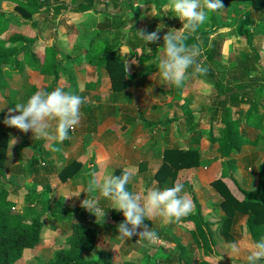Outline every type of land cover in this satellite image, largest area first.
<instances>
[{
    "label": "crops",
    "instance_id": "1",
    "mask_svg": "<svg viewBox=\"0 0 264 264\" xmlns=\"http://www.w3.org/2000/svg\"><path fill=\"white\" fill-rule=\"evenodd\" d=\"M33 2L36 3L37 6L40 4L43 8L34 15L46 11L51 13V16L54 17L58 14L61 19L57 22V25L60 27L68 24V22H65L63 19L65 15L68 14H72L73 17H76L77 15L86 17L89 14L97 15L104 13L106 14V17L102 20H107V22H72V25L66 27L65 32L64 30H61V28H57L58 30H55L54 35H51L50 37L47 34H50L53 29L51 28L50 31V28L48 27L52 26V24L55 25V22L52 21L53 17H50L48 22H46L47 25L44 26V22L32 19V21L26 20L24 16L20 15L16 9H14V3L9 1H2L0 3V11L4 12L6 15V19L4 20L6 26L5 32L9 36L20 35L37 38L33 44L35 49L55 45L61 52L58 59L61 58L62 54L71 57L73 60L75 58L81 59L80 66L74 61H71L73 67L72 70L69 71L75 80V91L73 93L84 97L85 105L82 104L81 106L79 124L74 127L73 133H68V139L63 142H58L54 137L53 129L55 127V122H50L49 131L53 134L42 139H34L31 130L23 132L25 135L20 138L19 130L17 128L14 130L12 128L14 126H8L3 123V120L7 115L18 114L16 112L8 113L9 108L14 107V104L22 103L24 95L29 97L36 90H44L47 86V82L38 71L30 69L29 67L25 66L22 70L14 69L11 64L2 67L3 78L6 80L8 88L3 94L0 93V100L2 101L1 105L3 106L0 108V123H2L4 131L9 134L7 153L9 155V152H11L10 147L17 145V148L14 149V158L18 160V163L26 162V164H28L27 166L22 165L23 168L25 167L26 169H29L32 167L27 171V174L31 176L32 182L36 180L35 184L37 187L40 188L42 179H49V177L54 176L55 173L53 172L55 169L53 168L50 171L45 172L43 175L40 174L39 176L41 178H38L36 176L39 171L38 165L34 166L37 160L33 161L32 156H38V159H44L45 157L53 158L56 162L58 160L56 155H58L59 151L61 156L66 157L65 163H79L80 168L77 171V174L81 176L83 180L81 177L78 180L74 176L72 179H68L66 183L67 187L72 185L74 188L73 192H76L79 191L80 188L87 186L85 180L87 181L91 178L89 170H92V175H95L96 178L102 182L106 176L112 175L116 169L123 170L119 167L120 161L122 159L125 160V157H130L135 160V167H139V171H141V169L144 171L146 170V166L144 165L141 167L140 164L144 161L147 162L149 166H152L154 164L152 162L154 157L153 153L156 149H159L161 145H165V147H161L162 149L159 151L162 158V152L166 147L180 148L182 146L186 147L189 144L194 149H200L201 160L199 161L200 163L198 167L179 174L177 180L178 183L187 185V190L190 189V187L193 188L199 199V192L201 190H208L206 185H210L211 187V181L216 172V167L217 165H220V163L216 164V162H213L211 166L214 168V172L212 175L208 173V177L210 175V181L203 186H198L193 172L198 169L204 170L207 161L210 159H216L218 161L221 159L220 161H224L225 163L227 160L228 164L226 163L225 168L239 185H241V187L247 192H254L257 190L261 175V167L264 166V61H262V58L259 56L260 51L254 52L251 55L249 50H245L239 65H237V58L233 56L232 60H229L228 56V64L226 68V73L229 78L228 80H230L228 88L225 87L224 79L220 78V75H222L220 71H210L214 74V77L212 75L209 76L211 84L213 88L215 86L217 87V92L220 96L219 98H216L217 102H214L209 108L198 107L194 98L193 101L191 99H183L184 92L188 93L189 81H184L179 87L173 86L177 89L172 99L169 100V98L166 97L163 99L152 97L151 100H157L154 101V103L148 104L143 101L149 100V95L141 99L139 93H136L135 89H131V87L113 93L110 89L109 82L107 79H104V74H102L101 77H98V73H101V70H103L104 67L89 64L84 60L87 54L90 53L89 46L93 39H99L106 45L110 44L111 46H115L112 54L116 57L128 60L130 59L129 56L127 54L123 55L122 49L126 42H133L136 35L141 38L138 32L147 34L157 31L159 28L160 31H158L157 34L158 40H160V38H162L161 36L167 32L175 31L177 25L176 22H168L170 21L168 19H166V22H158L163 18L164 14L165 16H169V13L171 12L167 8L168 0H149V8L146 11L148 13L149 25L144 22L149 28H145L143 22H136L138 15L137 12H139L138 9L140 12H144L145 9L137 3L136 0H132L133 7L136 5L138 6V9L135 7V10L137 11L136 19L134 21L136 24L135 33L134 31L132 32L129 30V23L126 20L124 25L115 19L116 22L108 21L110 17H114L113 13L119 12L121 9L119 5L120 3H117L116 1L111 4L108 3L109 7L103 3V0H56L58 3H56L57 5L48 4L47 2H43V0H33ZM121 6L126 8L125 3H121ZM104 7L105 9H103ZM128 13L129 12H127L125 16H127ZM125 16L123 18L127 19ZM101 17L99 16L98 20H100ZM207 20H209L208 28L202 29L199 26L194 32H184L186 33L184 34L186 36L183 35L184 42L189 43L188 48H190V51L193 49L201 50L207 48L208 50L204 51L203 54L198 55L202 59H208L207 62H211L213 66H216V69L220 70L225 63L227 55L224 51L218 50V47L227 48L226 44L232 43L230 42V34H225L220 38L217 37L219 35H216L218 29H216L217 26L214 22L211 21L210 13H208ZM82 21H84V19ZM250 21L254 20L251 18ZM15 22L18 23L17 26L14 25ZM254 24L255 22H245L246 27H248V39L251 40V44L254 41L255 33L252 34L253 28L251 29ZM95 26H97L98 29L95 30ZM88 27L91 28L92 32L84 39V41H81L80 34L86 33V31L80 33L79 30L82 28L87 30ZM181 27L182 24L180 28ZM164 29L168 31H165ZM196 32L201 34L199 38L198 36L195 37ZM191 44L193 45L190 47ZM21 45L23 44H15L18 48H21ZM149 49L150 48H147V54L152 53L153 55V50L150 52ZM158 54L159 50L155 52L154 57H147L148 60L145 62L151 66L153 60L160 56V54L159 56ZM17 57L21 60L22 53H19ZM133 71L135 73L134 69ZM133 75H141L144 77L145 72L141 71V74L138 73L137 75ZM86 76L89 77V80L84 82ZM204 76L203 80L208 84L209 81L207 79V74ZM67 79L68 78L65 77L64 80H62V84H64V81H67ZM161 86L162 83L158 85L159 88ZM199 86L203 85L201 84ZM137 102L142 105L150 106L147 115L142 111H137V109L134 111ZM244 106H247V108L244 109ZM160 108L162 109L159 110ZM127 109H131L132 112L126 113L125 111ZM205 110H207V114L210 113L208 123H206V125L208 124V129L206 128V125L200 128L203 121L201 114ZM241 112L242 115L237 117V113ZM109 119H112V121L108 122ZM215 120L219 121L222 125L219 134L215 133L216 127L213 125L215 124ZM144 121L156 123L169 122L166 125L167 129L162 132L165 134L164 139L157 140L159 143L157 147L152 146L150 142L152 133L150 128L143 127L142 124ZM224 122H236L239 124V134L243 136L244 143L239 151H233L228 157L220 158L218 154H215L216 151L211 150L209 147V130L210 125L212 124L214 137H222L224 134ZM174 131L178 134V137L181 138L177 145L172 144L171 137ZM141 134L142 138L140 137ZM12 140L14 143L11 144ZM35 141H37V147L33 146V142ZM204 153H206V155ZM111 163H114L115 165H111ZM146 171L150 173V170ZM156 171L154 174H149L147 178L151 187H156V181H153ZM35 184L33 185L36 186ZM44 186L48 185L46 184ZM92 195L96 196L97 194L93 193ZM86 196L87 194L84 192L82 197L85 199ZM98 202L101 210L105 209V213H107L108 217L112 210V208H107L109 207L108 201L103 197H98ZM212 208L214 209V205ZM202 213H204L203 208ZM246 219L247 217L245 216V222Z\"/></svg>",
    "mask_w": 264,
    "mask_h": 264
},
{
    "label": "rangeland",
    "instance_id": "2",
    "mask_svg": "<svg viewBox=\"0 0 264 264\" xmlns=\"http://www.w3.org/2000/svg\"><path fill=\"white\" fill-rule=\"evenodd\" d=\"M127 1L128 0H121V3H126ZM43 2H47L48 4L57 3L56 0H43ZM136 2L139 3L141 6H143L145 9L144 12H140L138 6L137 5L134 6V8L136 7V9H138L139 11L137 12L138 15L136 22H143V24L144 22H146V24L149 25L148 13L146 12L147 9L149 8L148 5L149 0H136ZM103 3L106 4L107 7H109L108 3L111 4L110 0H103ZM221 4H222L221 9L216 10L214 12H210V19L217 26L216 29H218V32H216V35L219 34L217 37L220 38L225 34H230V42L232 43L226 44L227 48L218 47V50L224 51L225 54L227 55L225 59V63L223 64L220 70L216 69V66H213L211 62H207L208 59H202L198 55V54H203L204 51L208 50L207 48L201 50L194 49L196 50L197 55L195 57V64L188 69V75L185 81H189V90L188 93L184 92L183 99L184 98L185 100L191 99L193 101L194 98V100L197 102L196 104H198L197 105L198 107L209 108L214 102H217L216 98H219L220 96L217 92V87L215 86L213 88L211 84V80L209 76L212 75L214 77V74L211 72L220 71L222 73V75H220V78L224 79L222 80L225 83V87L226 88L229 87L230 80H228L229 78L226 73L228 56H229V60H232L233 56L237 58V65H239L240 60L243 58L242 56L245 50H249V53L251 55L254 52L260 51L259 56L262 58V61H264V9L262 10L254 9L252 8V5H250L249 2L241 3L232 0L225 2L221 1ZM103 9H105V7ZM99 16L100 17L102 16L100 20H98ZM127 16H128L127 19L132 17L134 18V20L136 19L134 17L135 15L133 16V14L130 12L128 13ZM50 17H53L52 21L55 22L54 23L55 25L52 24V26L48 27L50 28L49 29L50 31L51 28L53 29L52 32H50V34H47L50 37L51 35H54V31L58 30L59 28H61V30H64L65 32L66 27L72 25L73 24L72 22H98V21L107 22V20H102L105 19L106 17V14L104 13L97 15L89 14L86 17H82V15H77L76 17H73L72 14H68L65 15V17L63 18L65 22H68V24L60 27L59 25H57V22H59L61 17L58 14L55 17L51 16V13H48L47 11L41 14L33 15L32 20L44 22V26H46L47 25L46 22H48ZM114 18L115 17H110L108 21L115 22ZM251 18L254 21H250ZM83 19L84 21H82ZM127 19L121 17L120 20H122L123 22L124 20ZM166 19L170 20L168 22H176L177 24L175 27V31L172 32H175L177 35L186 34L179 30L182 21L178 17L173 15L172 12L169 13V16H165L164 14L163 18L158 22H166ZM245 22H255L254 26L251 27V29L253 28L252 34L255 33L254 41H253L254 45L252 43L248 46V27H246ZM208 23L209 20H206L203 24L200 25V28L202 29L208 28ZM14 25L17 26L18 23L15 22ZM147 25L144 24V27L149 28ZM94 29L96 30L98 29V27L95 26ZM83 31H86V33L80 34L81 41H84V39L92 32L90 27H88L87 30H84L83 28L79 30L80 33ZM200 35L201 34L199 32H196L195 37L198 36L199 38ZM163 36L161 37L163 38ZM152 50L156 52V49L155 48L153 49L151 47L149 51L151 52ZM158 50L161 56L163 47L162 49H158ZM155 52L151 57L155 56ZM71 54L74 55L73 53ZM144 54H147V51H145ZM157 58L153 60L151 66H149L147 62L137 63L130 61V59L127 60L129 70L131 72H134L133 71L134 69L136 75L138 73L141 74V71L145 72V75L144 77H142L141 75L138 76L132 75L133 77L129 76L130 78L128 79L124 78L127 80L125 89L130 87L131 89L134 88L136 93L137 92L139 93L140 95L139 97L141 99L149 95V100L143 101L144 103H148V104L154 103V101L157 100V99L151 100L152 97H157L162 99L166 97L169 98V100L172 99L177 89L176 87H173L170 84H164L160 81V78L156 73L157 71L156 66L154 65V62L157 60ZM76 64L80 66L78 62ZM197 66L204 67L208 71H206L203 74L196 73L194 72V69ZM114 72H117V70H115ZM102 74H104L103 75L104 79H107V81L109 82L111 91L113 93L119 92V91L115 92V90L112 89V85L114 83L112 81L111 74L109 73V71L107 70L105 71V69L103 68V70H101V73H98V77H101ZM205 74H207V79L209 81L208 84L203 80ZM86 80H89L88 76L85 77L84 82ZM160 83H162V86L159 88L158 85ZM201 84L203 86H199ZM197 85L199 87H190ZM1 102L2 101L0 100V106H2ZM243 108L246 109L247 106H244ZM136 109L137 111L140 112L142 111L147 115L149 113L150 106L142 105L139 102H137L134 111ZM161 109L162 108H160L159 110ZM125 112L131 113L132 110L127 109ZM241 115L242 112L237 113V117H240ZM201 117L203 118V121L200 128H202L204 125H206V123H208V118L210 117V113L207 114V110H205L201 114ZM111 121L112 119L108 120V122ZM213 125L214 127H216L215 133L219 134V132H221V127H222L221 123L215 120V124ZM12 128L15 130V127ZM206 128L208 129V124L206 125ZM73 129L70 131L71 133L74 132ZM2 131L5 132L2 123H0V132ZM5 133L8 134L7 132ZM24 135L25 133L19 130V137L21 138ZM140 137L142 138V134L140 135ZM171 139H172V144L177 145L180 141L179 139L181 138H179L178 134L174 131ZM33 146L35 147L38 146L37 141L33 142ZM161 147H165V145H161L160 148L156 149L155 152L153 153L154 157L152 159V162L154 164L152 166H149L147 162L144 161L143 163L140 164L141 167L145 165L146 170H150V173L147 172L146 170L142 171V169L141 171H139L138 170L139 167L138 168L137 166L135 167L136 165V163L134 162L135 160H133L130 157H125V160L122 159L120 161L119 168H122L123 169L122 171L126 170L129 173H131V180L129 184L133 186L132 187L133 192L143 196L145 193L144 190L151 188V185L148 183L147 178L149 174L150 175L151 173L154 174L156 169L159 168V166L161 165L162 158L161 155L159 154V151L162 149ZM10 148H11L10 149L11 152H9L10 154L8 155V153H6L4 175H3L4 177L3 179L0 180V189H5L8 193V199L14 202V208H13L14 212H18L24 217H29L37 213H43L41 216V221L43 226H42L40 241L38 245L33 250L28 251V254L25 258L16 261L14 264H39V263L42 264L45 263L49 258H51L56 250L68 247V243H69L68 240L71 237L69 220L65 219L63 221H60L55 219L53 214H51L50 212H45L46 203L51 202L52 199L60 207L61 206L63 208L65 207L66 210H73V216L70 219L71 220L70 223L80 221L83 224H87V225L92 224L94 228L97 230L98 240L96 247L93 251L88 253L86 252L85 254L86 257L89 259L97 257L99 252L102 251V252L110 253L111 260L114 264H123L125 262H130L132 264H178V262L176 261L177 260L176 256L179 253L177 251L181 249L176 248V245L187 247V249H185V252L181 254L182 257L180 264H197L203 257L200 250L190 245L191 239L189 237L187 227L178 223L162 224L161 219L159 217L145 219L143 221V225L137 229V232H139L142 231L143 228L146 226L149 228V230L156 231L157 239L150 246L142 247L139 241L136 240L138 238L137 236H133L130 239H126L125 241L120 240L118 237V230L112 227V219H110V215H108L109 217L108 218L107 213H105L104 210L103 219L101 215H97L96 218L93 213H90L87 209L81 206V201L82 199H84L82 197V195L84 194V191L81 190L82 188L79 189V191L81 190L79 194H74V193H78L79 191L73 192L74 188L72 185H69V187H67L66 183L68 179H72L75 176L79 180L81 176H79L76 172L74 175H72V177H68V179L65 181H62L59 178L58 174L62 173L64 168L71 164V163L68 164L65 163L66 161L65 156H61V153L58 151V155H56L58 160L56 162L54 161L53 158H47V157H45L44 159L40 158L37 160V162H35L34 166L38 165V170H39L36 175L38 178H41L39 176L40 174L43 175L45 174V172L50 171L53 168L55 169L53 173L57 175V176L54 175L52 177H49V179H42L39 188L35 184L36 180L32 182L31 176L27 174V171L32 167L29 169H26L25 167L23 168L22 165L27 166L28 164H26V162L18 163L17 162L18 160L14 158L15 155L14 149L17 148V145H13ZM204 154L206 155V153ZM215 154L219 155V153L216 152ZM23 156H27V155H23ZM215 160L216 159H210L209 161H207L204 170L198 169L193 172L195 176V181L197 182L199 187L203 186L208 181H210V175L208 177V173L212 175L214 172V168L211 166L213 162H216V164L220 163L224 167H226V163L228 164L227 160L226 163L224 161L221 162L220 161L221 159L219 161L218 160L215 161ZM111 165H115V164L111 163ZM61 169L62 171L59 172ZM185 171H189V169H183L178 171L177 176H179V174L181 173H184ZM81 179L83 180L82 177ZM85 182L87 181L85 180ZM33 184L36 185V188L32 190L30 189L29 193L27 194L26 188L28 187L30 188L31 186H33ZM46 184L50 187V192L44 189L42 190L43 186ZM239 186L241 187V185ZM187 187L188 186L184 184L183 192L187 190ZM206 188L208 190H201L199 192L200 199L203 203L204 218L211 224L220 223L221 217L223 216V212L219 207L222 198L217 192L213 190V188L211 189L210 185H206ZM48 198H50V200H48ZM213 205H214V209L212 208ZM214 229L216 230V236L218 241L216 249L220 257L214 259L213 263L214 264H245V257L248 254L249 246L254 241L248 234V230H247L248 228L246 227L245 216L237 215V219H235L233 223H231L227 232H225L226 228L224 225H222V223L220 227L217 226ZM261 237H264V234ZM233 243H236L237 246L239 247L238 253L232 252L231 247ZM174 246H175V251L173 248ZM171 253L175 255L174 260L173 262L166 263L167 256L168 255L170 256Z\"/></svg>",
    "mask_w": 264,
    "mask_h": 264
},
{
    "label": "trees",
    "instance_id": "3",
    "mask_svg": "<svg viewBox=\"0 0 264 264\" xmlns=\"http://www.w3.org/2000/svg\"><path fill=\"white\" fill-rule=\"evenodd\" d=\"M9 1L15 4L16 11L24 16L26 20L32 21V16L38 13L43 8L40 4L37 6L33 0H0ZM119 2V12L113 13L114 19L118 20L122 25L127 21L129 23V30L135 33V20L128 18L122 22L121 17H124L127 12L133 14L136 18V10L133 7L132 0H128L126 8L121 6V0H110L111 3ZM230 1V0H221ZM237 2H249L252 8L262 10L264 9V0H232ZM123 4V3H122ZM128 17V16H125ZM6 15L0 11V93L3 94L8 88L6 80L3 78L2 67L11 64L14 69L22 70L25 66L30 69L38 71L47 82L45 91H51L57 87L66 92L73 93L74 77L70 74L72 70V62L81 63L80 58L74 60L63 55L58 59L60 50L55 46L44 47L40 49L34 48V42L37 38L29 36L13 35L9 36L6 31L4 20ZM27 21V22H29ZM34 22V21H33ZM116 22V21H115ZM129 41V40H128ZM22 43L21 48L15 44ZM187 47L189 43L184 42ZM251 40L248 39V45ZM193 44L190 45V47ZM29 46V48H28ZM90 53L87 54L84 61L92 65L103 66L111 74L113 81L112 89L116 91H123L126 86V79L133 77L135 74L129 70L126 59L116 57L112 54L115 46L106 45L99 39H93L90 43ZM158 49L163 47V38L155 42L144 43L142 38L137 35L133 42H126L122 49V54H127L130 61L137 63H144L151 57L152 53L144 54L147 48ZM190 49V48H188ZM154 51V50H153ZM152 51V52H153ZM155 52V51H154ZM19 53H22V59H18ZM148 57V58H147ZM126 65V67H125ZM117 70V72H114ZM129 71V72H128ZM131 72V74H130ZM130 74V75H129ZM130 76V77H129ZM67 77V81L62 80ZM49 78V79H48ZM27 96H23L22 103L27 100ZM85 105V103H84ZM87 107V106H85ZM218 108V107H217ZM251 114V113H250ZM167 122H143V127L150 128L151 144L154 147L158 146L157 140H163L165 134L162 133L166 128ZM239 124L236 122H224V134L222 137L215 138L212 132V124L209 130V147L219 153L220 158L228 157L233 151H239L243 144V136L239 134ZM208 134V133H207ZM9 136L5 132H0V180L3 179L6 153L8 151ZM38 157V156H37ZM36 156H32V160H38ZM31 160V161H32ZM201 160L200 151L194 149L191 145L180 148L166 147L162 152V164L157 169L154 180L156 187L164 188L171 187L174 183H178L177 172L183 169H192L199 166ZM80 168V164L71 162V164L64 168L63 172L58 174L62 181L72 177ZM62 169L59 171L61 172ZM123 171L116 169L112 175H120ZM92 170L89 174L92 177ZM129 191H133L130 184L126 185ZM211 187L217 192L222 201L220 209L223 212L220 223H209L202 213V203L197 196V193L190 187L183 195L191 199L193 202L192 212L182 218L178 223L184 225L188 229L189 237L191 239L190 245L201 251L203 257L197 264H214V259L219 258L220 255L216 249L217 236L215 227H220L221 223L228 231L231 223L237 219V215H244L246 219V227L248 228L249 236L254 240H258L264 233V166L261 167V175L259 178L258 188L254 192H247L240 187L237 181L230 175L229 171L220 165H217L216 172L211 181ZM36 186L26 188L27 194L30 189H35ZM50 192L49 186H44L42 190ZM50 200V198H48ZM14 202L8 199V193L5 189H0V264H14L16 261L27 256L28 251L33 250L40 241V234L42 230L41 216L43 213H37L29 217H24L18 212H14ZM45 212L53 214L55 219L63 221L69 220L71 237L68 240V247L61 248L54 252V255L42 264H114L111 260L110 253L99 252L95 258H87L86 252H91L95 249L97 244L98 232L92 224H83L82 222H71L73 210H66L64 207L57 205L52 199L51 202L46 203ZM112 219V227L117 230V225L124 219L121 212L112 209L109 213ZM214 226V228H213ZM175 251V246L173 247ZM176 248L181 250L177 257L178 264L181 263V254L185 252L187 247L176 245ZM173 252V251H171ZM175 255L173 253L167 256L166 263L173 262ZM41 264V263H39ZM123 264H132L125 262ZM264 264V261H261Z\"/></svg>",
    "mask_w": 264,
    "mask_h": 264
},
{
    "label": "clouds",
    "instance_id": "4",
    "mask_svg": "<svg viewBox=\"0 0 264 264\" xmlns=\"http://www.w3.org/2000/svg\"><path fill=\"white\" fill-rule=\"evenodd\" d=\"M222 8L221 0H168V10L182 21V32H194L207 18L208 13ZM158 30L147 34L138 32L145 45L158 39ZM196 50H189L184 43V36L175 32H167L163 36L162 55L154 62L160 81L172 86H181L187 78L188 69L195 64ZM126 67V65H125ZM194 72L203 74L206 68L197 66ZM85 98L57 87L51 91L36 90L25 102L14 104L8 109L3 123L14 126L21 132L31 130L34 139L47 138L54 133L58 142L68 139V133L79 124L81 106ZM3 106H0L2 108ZM50 122H55L53 133H50ZM14 143L12 140L11 144ZM10 154V153H9ZM131 180V173L123 171L120 175H108L100 182L95 175L87 180V186L82 188L87 196L81 201V206L97 215L104 216L98 197H103L109 207L119 211L123 220L116 226L118 237L125 241L137 236L142 247H148L157 239V233L144 227L145 219L159 217L162 224L179 222L187 217L193 209V202L182 194L184 185L174 183L171 187H151L145 190L143 196L129 191L126 185ZM80 190V191H81ZM74 193V194H79ZM96 193V196L92 194ZM73 195V194H72ZM233 253L239 252L236 243L232 244ZM264 261V237L253 241L245 257V264H261Z\"/></svg>",
    "mask_w": 264,
    "mask_h": 264
}]
</instances>
